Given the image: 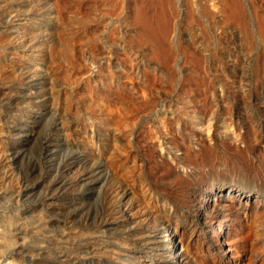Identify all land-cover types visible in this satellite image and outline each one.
<instances>
[{"label":"rangeland","instance_id":"obj_1","mask_svg":"<svg viewBox=\"0 0 264 264\" xmlns=\"http://www.w3.org/2000/svg\"><path fill=\"white\" fill-rule=\"evenodd\" d=\"M77 229L105 264H264V0H0V264H86Z\"/></svg>","mask_w":264,"mask_h":264},{"label":"bare ground","instance_id":"obj_2","mask_svg":"<svg viewBox=\"0 0 264 264\" xmlns=\"http://www.w3.org/2000/svg\"><path fill=\"white\" fill-rule=\"evenodd\" d=\"M153 150H157L158 149V145L154 144L152 146ZM77 166H75V171H76V175L74 176V180L77 182V184L81 185L84 183H91L93 181V174H96L95 172V168L92 167L91 169L86 168L87 171L84 172L81 170L83 169L82 166L84 165V162H77L76 163ZM72 168V167H71ZM71 168L67 169L68 173H71ZM72 178V177H71ZM111 181L114 182V180L117 179V176L112 175L110 177ZM237 191L236 188L234 186H232L231 188H228V192H224L221 190H217V192H215L214 194L212 193V195L209 197L208 203L206 204L207 207H209V205L212 203H214V201L221 197L225 202L229 201L231 199L230 194ZM225 198V199H224ZM245 199H254V198H260L259 195H254L252 193L247 194L245 197H243ZM211 202V203H210ZM105 221H115L113 219L110 218H104L103 220V225ZM224 233H226L225 235L228 234V232L224 231ZM209 235L210 236H214V234H212V232H210L209 230ZM182 239V238H181ZM98 234L91 231V230H86V229H77L76 230V234H75V248H76V253H75V259H78V263H82V261H86V264H89L88 261L91 260V258L93 257L92 255H99L100 257H103L102 261L104 262V264L106 263V257L104 255V252L102 250V248H100L98 242ZM178 241V236H176V240L173 241L172 238H170V243L165 240V244L170 248L172 247V243H177ZM179 244V243H177ZM180 249V253L178 255V257L176 258L177 261H184V255H183V246L181 244H179V248ZM98 253V254H97ZM172 253H169V255L171 256ZM172 258L176 257V256H171ZM76 261V262H77Z\"/></svg>","mask_w":264,"mask_h":264}]
</instances>
